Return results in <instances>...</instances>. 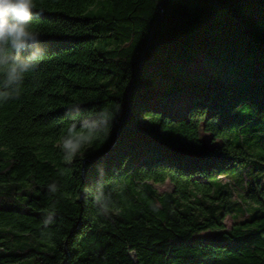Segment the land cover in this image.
<instances>
[{
  "label": "trees",
  "instance_id": "16d2710c",
  "mask_svg": "<svg viewBox=\"0 0 264 264\" xmlns=\"http://www.w3.org/2000/svg\"><path fill=\"white\" fill-rule=\"evenodd\" d=\"M34 5L47 54L0 99V264H264V0ZM73 104L113 112L107 134L73 130ZM99 164L123 188L107 215L81 195Z\"/></svg>",
  "mask_w": 264,
  "mask_h": 264
},
{
  "label": "clouds",
  "instance_id": "9594fccd",
  "mask_svg": "<svg viewBox=\"0 0 264 264\" xmlns=\"http://www.w3.org/2000/svg\"><path fill=\"white\" fill-rule=\"evenodd\" d=\"M38 15L34 0H0V99L5 101L17 99L25 77L34 73L47 54V47L41 43V35L33 29L35 17ZM71 128L77 127L88 134H107L113 122V112L100 110L94 114L82 115L80 105L73 104ZM84 135H70L63 141L62 148L67 155L75 157L85 140ZM97 179L94 185L88 186L82 196L91 195L93 207L99 214L107 215L113 204V193L122 191L121 185L109 183L105 178L103 164L97 165ZM49 193L57 191V184L48 185ZM159 204L151 205L153 212L159 211ZM55 222V212L50 211L42 219L41 236L52 239L50 226Z\"/></svg>",
  "mask_w": 264,
  "mask_h": 264
},
{
  "label": "rangeland",
  "instance_id": "374dc122",
  "mask_svg": "<svg viewBox=\"0 0 264 264\" xmlns=\"http://www.w3.org/2000/svg\"><path fill=\"white\" fill-rule=\"evenodd\" d=\"M184 99H185V96H182L181 100H180V103H184ZM203 137L205 139V141L210 145V146H213L214 144L212 143L211 141V135L210 134H206V133H203ZM256 177L258 176V172H256ZM245 181H249L250 179L251 180H255V177L253 175H249L248 174L245 176ZM264 182V179L262 181V183ZM154 187H156L158 189L159 192H164V191H171L173 189V184L169 181L165 182L164 184H158V185H154ZM245 191V188L243 186H241L240 184H237L236 183V189H235V193H234V196H233V199L235 201H241V195L244 193ZM242 205L245 209L248 208V206L246 204H244L242 202ZM237 206H235L232 210V212L228 213L224 222L225 224L227 225V227H231L235 222H238L242 219H245L248 217V215L246 213H243V212H240L238 211V209H236ZM212 234L211 231H207V232H203V233H200L196 236L198 237H205V236H210ZM122 264H136L134 259L131 257V253H126V254H123L122 255Z\"/></svg>",
  "mask_w": 264,
  "mask_h": 264
}]
</instances>
